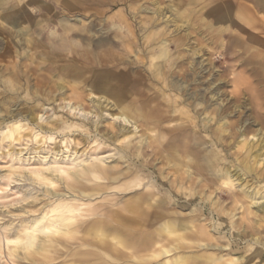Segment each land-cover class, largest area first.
<instances>
[{
	"label": "rangeland",
	"instance_id": "374dc122",
	"mask_svg": "<svg viewBox=\"0 0 264 264\" xmlns=\"http://www.w3.org/2000/svg\"><path fill=\"white\" fill-rule=\"evenodd\" d=\"M38 1L43 0H0V264H87L81 261L82 255L95 256L104 250L86 242L85 230L103 222L114 225L129 215L126 209L135 200L143 201L145 218L153 225L144 229L159 236L152 238L148 248L134 249L126 264H183L177 261L185 255H198L201 262L191 264H203V257L210 254L212 264H231L241 254L245 255L242 264H264V247L252 251L247 240L255 233L250 229L252 220L264 218V212L242 190L247 185L249 190L259 188L264 193V0H73L76 5L72 8L55 6L50 0L47 10ZM238 3L253 11L236 14ZM45 11L52 20L49 23L39 20ZM14 18L20 20L24 34L9 25ZM62 18L68 27L67 33L63 30V41L57 39ZM49 34L53 51L44 45ZM107 38L115 45L107 44ZM159 38L167 41L168 55L153 59L150 53L157 52ZM229 39L237 44L227 42ZM99 62H116L115 69L133 75L145 70L151 73L150 62H183L184 66L208 62L210 67L203 78L197 76L199 80L188 86L189 92L198 94L196 100L194 96L188 101H183L180 92L169 90L164 76L153 71L152 79L139 87L148 99L137 98L132 112L139 127L134 131L126 124L129 128L119 131L118 122L108 112L117 113L124 103L132 106L136 96L127 90L118 96L113 88L118 79L111 69L103 72L112 65L102 68ZM177 70L172 77L182 81L183 70ZM209 92L215 96L207 113L197 115L202 106L195 103L200 94L209 96ZM216 95L224 99L221 122L228 129L221 143L212 136L220 123L214 110ZM168 97L178 108L173 120L172 109L166 108L165 102L171 103ZM159 99L163 100V118L151 119L147 110ZM75 102L90 112L83 120L86 131L65 128L71 120L77 121L68 117L69 105ZM184 114L190 119L182 121ZM203 117L208 120V130L200 129ZM95 124L110 133L119 131L121 143L110 133L96 134ZM241 134L256 145L253 155L260 153L258 164H253L260 177L244 174L238 166L234 153L239 152ZM95 136L100 137L99 144L93 142ZM63 151L64 155L76 152L84 160L65 169ZM95 155L109 157L101 161ZM97 165L106 176L89 173L97 171ZM184 171L187 182L179 188L172 183V175L178 177ZM224 171L232 173V179L237 177L227 193L215 189ZM133 179H140V185L131 186ZM202 183L208 185L206 194L214 188L210 199L197 193ZM186 186H194L196 193L189 195ZM214 199L226 209H233L234 199H238L232 219L247 231L231 229L229 217H220L219 208H212ZM59 202L73 208L70 214L75 221L68 227V235L56 232L50 236L32 229L28 232L35 234L23 233L33 221L50 226L52 218L47 212ZM183 220L202 227L179 228ZM168 225L170 229H164ZM261 227L257 231L264 241V224ZM17 234L19 241L14 237ZM208 235L215 239L208 242ZM49 236L53 242L44 250ZM104 241L111 251L113 240L109 236ZM216 241L226 246H213ZM164 249L168 252L163 253Z\"/></svg>",
	"mask_w": 264,
	"mask_h": 264
},
{
	"label": "bare ground",
	"instance_id": "6f19581e",
	"mask_svg": "<svg viewBox=\"0 0 264 264\" xmlns=\"http://www.w3.org/2000/svg\"><path fill=\"white\" fill-rule=\"evenodd\" d=\"M45 16H47V15H45ZM19 24H20V20L18 18H14V19H12V21L10 22L9 25L11 26L12 29H14L15 32H19L21 34H24L25 32L20 28ZM66 25H67L66 23H63V30L67 33L68 27ZM162 38H164V37H162ZM160 39L161 38H159V41H158L159 43L157 45V47H158L157 52H154V53L151 52L150 53V55H151V57L153 59L166 58L167 55H168V43H167V41L160 40ZM105 41L110 46L115 45V41L113 39H111V38H107ZM228 41H229V43L237 44V41H235V40L229 39V40H227V42ZM81 63L87 64V65H92L93 64V62H81ZM107 63L111 64L112 66H110L109 68H105L103 70L111 69L113 71V75L115 76V78L118 79L117 80L118 83H116V85L114 84V86H113V88L115 89V92L118 94V96H120L122 94V92H125L126 90L129 91L131 94L133 93L136 96V99L132 100V102H131L134 105V107H133V105L130 106L131 104H129V103H124V104L121 105V107H120V109H119V111L117 113L108 112V115L111 117V119L113 121L118 122L119 131L127 130L129 127L125 126L126 124H130V127H132V130H134V131L137 130V128L139 127V125L136 124V121L133 120L134 116H133L132 112H134L136 110L135 107L137 105H135V104H136L137 98H139V99L143 98L144 100L148 99V94L145 93L139 87H140V83L142 81H144V80L146 81V80H151L152 79V77L154 76V72L153 71H155L156 75L164 76L166 85H167L169 90L180 92V94L183 96V98H182L183 101L184 100L188 101L189 99H194V96H195V100H196V95H198L195 92H189L188 86L190 85L191 82H196L197 80H199L197 78V76L201 75V77L203 78L204 77V71L207 70L208 66L210 67V63H208V62H198L196 65H194L193 62H190L186 66H184L183 62H178V63L177 62H150V64L153 65V67H154V70H152L151 73L149 71L145 70V73L136 72L135 75H133L131 72H129L126 69H123V68L115 69V67H113V65L116 62H105L104 64H102V62H99V64H101L102 68L104 67L103 65H106ZM177 68H178L177 71L181 72L183 70L182 75H181L182 81H180L179 78L172 77V74L174 73V70L177 69ZM103 72L110 73L107 70L103 71ZM101 86H102L101 88L106 89L105 86L102 85V83H101ZM152 86H154V85L150 86V90H153ZM207 89H208V87H204V90H207ZM192 91H194V90H192ZM157 92H158L157 90L154 91L155 97L159 98V94H157ZM90 94L94 96V94L92 92ZM75 96L77 97V99L80 98L79 95H75ZM214 96H215L214 92H209V96H207V95L204 96L203 93L200 94L199 102H196L195 106L201 105L202 108L198 111L197 115H202L204 113H207V109L209 107V101H210V99H213ZM216 96L217 97H216L215 103H217V108L214 109V110H215L216 114L218 112V116L217 117H218V120H219L220 123L213 129L212 136H213V138L216 139V141L220 142V141H222L224 139V135L223 134L228 129H225V122H221V120L225 118V114H224V112H222V104H223V100L224 99L220 98L221 95L220 96L216 95ZM160 100L163 103V100L159 99V101L155 102L154 106L150 107L147 110V114H148L149 118L156 119V120L163 118L162 117V113L163 112L160 109V104H161ZM167 100L170 101L171 103L168 102L169 104H167V102H165V101L164 102L166 103V108L170 107V109H172V112H173L174 115L172 116L171 120H173L177 116L175 114H176L178 108L175 106V103L172 102V100H174L173 98L171 100L168 97ZM69 101H71V100H69ZM190 104H194V103H190ZM68 112H69V114H71V116H68V117H70L71 119H77V121L71 120L65 128H67L68 130H71V131H84V130L86 131V130H88L87 127L85 128L83 120L87 119V115L90 114V112L88 110H86V108L84 106H82V103L75 102L73 104H70L69 108H68ZM187 115H185V117L181 118V120L182 121H187L188 119H190V116H187ZM41 117L42 116H40V119H41ZM201 120H202V124L203 125L201 126L200 129L201 130H208L209 125H208L207 118L203 117ZM94 127H95V131L97 132L96 134L102 133V135L105 136L108 133H110L109 131H107L105 129L99 128L97 126V124H95ZM229 127H231V126H229ZM119 131L115 130V131H112L110 134H112L115 137V141L116 142L121 143L123 137L121 136L122 134H120ZM254 135L255 134L253 133V135H251V137H254ZM233 136H234V134H233ZM241 136H242V140L239 141V143H238L239 152L234 153V155L236 156V161H238V163H239L238 166H240V165L242 166V170H243L244 174L245 173H248V174L255 173L256 177H260V173H258V172H256L254 170V165H253V164H256V163L258 164V161H256V160H257V157L260 156V153H256L255 156H254L253 154L255 153L256 150L253 152V148H255L256 145L254 146V143L252 144L251 142H248V138L246 136L244 137L243 134H241ZM99 141H100V137L99 136H95L93 142L99 144ZM207 151H209V150H207ZM65 152L66 151H63V152H61L63 154H60V155L63 156V165H64L65 169H72V168L78 166L79 163L83 162V160H84V159H82V157L80 158L81 155H78L76 152L64 155ZM190 154H191V152H190ZM105 156H107V155H105ZM16 157H18V156H16ZM49 157H51V156H49ZM90 157H91V155H90ZM108 157H109V155H108ZM108 157H105V158H108ZM190 157H192V156H190ZM251 157L253 158V163L251 162ZM94 158H96L98 160H101V161L103 159H105V158H102V156L100 158H98L97 155H95ZM26 160H28V159H26ZM17 161H18V163L20 165L23 164L20 158L17 159ZM51 162L54 163V164L57 163L56 160H51ZM19 164H18V168H20ZM51 165H53V164H51ZM59 165H61V164H59ZM94 167L96 168L97 171L90 170L91 172H89V173H91L92 176L97 177V178H100L101 175L102 176H106L105 171H103L98 165L94 166ZM262 170H264V169H262ZM172 174L173 173H171V175ZM34 175H35L36 179L39 178L38 174L35 173ZM232 176H233L232 173L230 174L229 171H224V173L222 174L218 184L215 186V189L220 190L221 193H227V191L234 185L233 180L237 179V177L232 179ZM172 179H173L172 183H174L175 185H178L179 188H182L183 184L185 182H187L186 181L187 180L186 172L184 171L182 173V175L178 176V177L174 174V175H172ZM190 180L191 179L188 180L189 183L191 182ZM263 182H264V180H263ZM192 183H195V182H192ZM130 184L133 187H137V186L140 185V179H133L132 181H130ZM191 185H193V184H191ZM262 186H264V185H262ZM199 187H200V190H198L197 193L203 195L204 199H210L211 195L214 192V188H213V190L209 191L206 194L205 193V189L206 188L208 189V185L206 183H202L201 185H199ZM184 190H189V195L196 193L195 192L196 189H195L194 186H186V187H184ZM242 190L249 197H251V199L253 200L252 204H254V205L260 204V206H259L260 209L258 211L264 212V193L262 194V192H261V190L259 188L258 189L252 188L251 190H249L247 185H244ZM81 193H82V191H81ZM221 193H220V196H221ZM84 194H85V192H84ZM86 194H88V193H86ZM142 203H143V201H140V200L139 201L135 200L133 203H130L128 205L127 209H126L127 212L129 213V215H124L123 217H120V220L114 221L115 222L114 225H111L109 223L106 224V223L103 222V223L96 224L97 226L96 225L90 226L87 230H85L83 238L86 240V242L96 244V245L100 246V248L102 250H104V251H102L100 254L95 255V256L86 253L85 255L81 256V261L82 262H86L87 264H126L127 258H130L132 256V253H133L134 249L145 248V247L148 248V246L153 244L152 238H154L155 236L158 237L159 234L158 233L155 234L154 231H150V229L149 230L148 229H146V230L144 229V227H150V226L152 228L153 225L147 222V220L145 218L146 216H145V213H144L145 207L143 206ZM234 203H235V205H234L233 209H228V208L226 209L225 207L219 206L218 202L214 199L211 202V206L214 209L219 208L218 215L220 217L222 215H224V214L227 217H229L230 225L232 226L231 229H234V230L236 229L237 230V228L240 229L243 226L236 224V222L233 221V219H232L234 217L235 213H236V212L235 213H233V212L235 211V209H238L237 206L240 204L238 199H234ZM72 209L73 208H72V205L70 203H65V202L56 203L47 212L49 214L48 216L52 218V219H50V226L46 225L45 223L42 224V223H39L38 221H33L29 225L30 229L25 228L23 230V233H25V232L29 233L28 231L32 229L33 232L36 231V232L43 233V234H48V235L50 234V236H53V234L56 233V232H60L63 235H68L69 230L71 229L70 228L68 230V227L70 226L71 223H73L75 221V220H73V222H72V218L73 217H71V214H70L73 211ZM213 212L214 211H211V215L213 214ZM251 214H253L254 216H258V215H256V213L254 211H251ZM263 224H264V218L263 217H258V219L255 220V221L252 220V225H251L250 229H252V231H254L255 233L252 234V235L249 234L250 237L247 235L249 239L246 238L250 242V247H251L252 251H255L258 246L264 247V241H263V239L260 238L259 231H257V228L263 226ZM218 225L221 226V224H218ZM248 225H249V223H248ZM188 227L189 228H195L196 225L194 223H191V221L183 220V222L180 223V227L179 228H188ZM199 227H202V226L200 225V226L196 227V230ZM164 229L169 230L170 229L169 225L165 226ZM242 229H243L244 232L247 231L245 227L242 228ZM83 230H84V228H83ZM263 232H264V229H263ZM35 233H29V234H35ZM75 233H77V232H75ZM197 233H198V231H197ZM19 234H17V236H14L15 240H17V241H19V239L21 238L19 236ZM137 234L139 235V238H138ZM263 235H264V233H263ZM32 236L33 235H31V237ZM50 236L47 237L48 239L46 241V246L44 247V250H47L48 246L50 244H52V242H53V240L51 239ZM76 236H78V235H76ZM76 236L74 235V237H76ZM109 236L111 238V241L113 240V246L111 248V251H109L110 249H109L108 245L105 244V241H104V238L105 237H109ZM26 238L28 239V237H26ZM29 238H30V236H29ZM214 239H215V237L212 238V235H208V242H210V241H212ZM6 241L8 242L9 240L6 239ZM24 241H26V239ZM81 241H82V239H81ZM82 243H83V241H82ZM209 244L210 243H208L207 245H209ZM89 245H92V244H89ZM213 246L219 248V247H225L226 245L225 244H219L216 241ZM187 247H191V246L188 245ZM79 250H82V249H79ZM0 251H1V246H0ZM109 252H111L113 254V256H111L109 254ZM162 252L163 253H167L168 251L164 249ZM161 253H159V254H161ZM39 254H37V255H39ZM156 254H158V253H156ZM42 256H45V255L43 254ZM147 257L149 258V256H147ZM244 259H245V255L241 254V255L235 257L234 261L231 264H242ZM200 260L201 259L199 258L198 255H195V256L194 255L193 256L192 255H185L184 257H182L177 262L183 263V264H191V263L201 262ZM212 260L213 259H212V256L210 254V255L204 256L203 259H202V262H203V264H212ZM138 263H141V262L138 261L137 264Z\"/></svg>",
	"mask_w": 264,
	"mask_h": 264
},
{
	"label": "crops",
	"instance_id": "0c3cea01",
	"mask_svg": "<svg viewBox=\"0 0 264 264\" xmlns=\"http://www.w3.org/2000/svg\"><path fill=\"white\" fill-rule=\"evenodd\" d=\"M48 1H50V0H43V1H38L39 2V4H40V7L42 6L44 9H46L47 10V8L49 7V4H48ZM54 1V4H55V6H61V7H63V6H68V7H70V8H72L74 5H76L75 4V2L73 1V0H53ZM64 1V2H63ZM69 1V2H68ZM63 3V4H62ZM67 3V4H66ZM236 10H235V12H236V14H238V15H240L241 16V12L242 11H247V13H251L252 11H253V8H250V7H247V6H243L242 4H237L236 5V8H235ZM45 15H47V16H45ZM31 16L32 17H34L35 15L34 14H31ZM49 15H48V13H47V11H45L43 14H42V18H40L39 20L40 21H46L47 23H49V22H51L52 20H51V18H49L48 17ZM46 17H48V18H46ZM247 19L249 20H247L248 22H251V19H250V15H248L247 16ZM42 21V22H43ZM244 21V20H243ZM247 23V22H246ZM59 24H60V30L62 31V33L60 34V36L57 38L58 40H61V41H63V18L59 21ZM51 34H53V32H51ZM51 34H49V35H47V39H49L48 40V42H44V45H45V49H47V50H54L55 48V45H54V43H52L51 42V38H50V36H51Z\"/></svg>",
	"mask_w": 264,
	"mask_h": 264
},
{
	"label": "snow or ice",
	"instance_id": "6c2138e0",
	"mask_svg": "<svg viewBox=\"0 0 264 264\" xmlns=\"http://www.w3.org/2000/svg\"><path fill=\"white\" fill-rule=\"evenodd\" d=\"M51 187L55 188V187H56V185H55V184H53V185H51Z\"/></svg>",
	"mask_w": 264,
	"mask_h": 264
}]
</instances>
